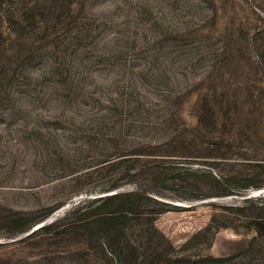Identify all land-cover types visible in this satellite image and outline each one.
Returning <instances> with one entry per match:
<instances>
[{
  "label": "rangeland",
  "instance_id": "obj_1",
  "mask_svg": "<svg viewBox=\"0 0 264 264\" xmlns=\"http://www.w3.org/2000/svg\"><path fill=\"white\" fill-rule=\"evenodd\" d=\"M13 1L0 264H264V0ZM139 155L165 171L155 230L80 220L79 203L145 188L115 162Z\"/></svg>",
  "mask_w": 264,
  "mask_h": 264
},
{
  "label": "trees",
  "instance_id": "obj_2",
  "mask_svg": "<svg viewBox=\"0 0 264 264\" xmlns=\"http://www.w3.org/2000/svg\"><path fill=\"white\" fill-rule=\"evenodd\" d=\"M7 1L8 0H0V9H2L4 5H6ZM13 2H14L13 0H9V2L7 3V8L5 10L6 13L11 14V11H14V9H16L13 7ZM29 9H31V11L33 12V10L36 9V7L34 5L31 8L28 6L27 7L24 6L22 8L24 14H22L19 17L15 16V19L16 17L17 19L16 20L13 19V23H16L17 25H22L23 23H25V15L27 14V12L28 13L30 12L28 11ZM74 39H79L78 35L69 39L67 42H70L71 40L73 42ZM132 43L133 44L135 43L134 39H132ZM54 51H55L54 55L56 56L61 55L59 49H55ZM58 66L57 64H53V66H51V71L54 72L55 70H58L57 69ZM6 73H8V71H6ZM137 109H140V107H138ZM56 136H57V144H60L58 142L59 141L58 135ZM117 159L119 158L108 160L103 164H106L105 166H108L115 162L128 161L129 159H132V161H130L131 163L127 167L123 168L124 171L127 172L125 177L129 176L134 179H140L144 181L146 183L145 184L146 186H144L145 188L144 189L142 187L138 188L139 189L138 192L134 194L117 193L115 195H110L109 197H104L98 200L79 203L74 208L75 210L74 213H81L84 211V213L80 217V220H87L88 222L93 220L94 218L95 219L100 218L107 222L109 221L117 222L121 225V229L123 230V232H127L130 228L135 229L136 227H138L142 232L150 233L153 230H155L154 225L156 220L158 219V216L163 214L161 209L153 208V205H151V203L162 207H168V205L155 200L153 198L155 195L149 192L150 190L149 186H151L152 183L156 181L157 175L163 174L165 171L161 169L157 164L159 163L158 161L159 159L156 157H152V155L151 156L139 155V156H134L132 158L121 159L119 161L113 162L114 160ZM130 171H132V173H130ZM95 204H97L95 208H92V205ZM115 205H117V207L115 209H111ZM49 215L50 213L42 217V219H40L36 223L30 225L29 228L23 230L24 231L23 233L30 232L31 228H33L37 224L44 222L47 218H49ZM53 224H50V226H53ZM50 226L44 227L40 229V231L48 232ZM212 229L213 226L211 225L209 228H207L205 231H203L200 234L208 235L211 233Z\"/></svg>",
  "mask_w": 264,
  "mask_h": 264
},
{
  "label": "water",
  "instance_id": "obj_3",
  "mask_svg": "<svg viewBox=\"0 0 264 264\" xmlns=\"http://www.w3.org/2000/svg\"><path fill=\"white\" fill-rule=\"evenodd\" d=\"M115 194H117V193H109L108 195H103V198L104 197H109L110 195H115ZM38 228V227H37Z\"/></svg>",
  "mask_w": 264,
  "mask_h": 264
},
{
  "label": "bare ground",
  "instance_id": "obj_4",
  "mask_svg": "<svg viewBox=\"0 0 264 264\" xmlns=\"http://www.w3.org/2000/svg\"><path fill=\"white\" fill-rule=\"evenodd\" d=\"M262 193H263V191H262ZM256 194H257V192H256ZM257 196V195H256Z\"/></svg>",
  "mask_w": 264,
  "mask_h": 264
}]
</instances>
